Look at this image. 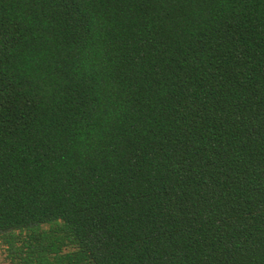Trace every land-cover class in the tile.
Returning <instances> with one entry per match:
<instances>
[{
	"label": "trees",
	"instance_id": "1",
	"mask_svg": "<svg viewBox=\"0 0 264 264\" xmlns=\"http://www.w3.org/2000/svg\"><path fill=\"white\" fill-rule=\"evenodd\" d=\"M0 242L264 264V0H0Z\"/></svg>",
	"mask_w": 264,
	"mask_h": 264
},
{
	"label": "rangeland",
	"instance_id": "2",
	"mask_svg": "<svg viewBox=\"0 0 264 264\" xmlns=\"http://www.w3.org/2000/svg\"><path fill=\"white\" fill-rule=\"evenodd\" d=\"M0 264H13L7 257V251L0 242Z\"/></svg>",
	"mask_w": 264,
	"mask_h": 264
}]
</instances>
